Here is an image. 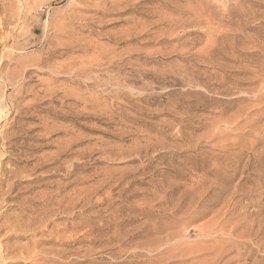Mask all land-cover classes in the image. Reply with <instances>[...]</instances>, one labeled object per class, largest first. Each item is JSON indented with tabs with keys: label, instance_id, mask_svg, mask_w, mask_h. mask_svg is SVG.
<instances>
[{
	"label": "rangeland",
	"instance_id": "1",
	"mask_svg": "<svg viewBox=\"0 0 264 264\" xmlns=\"http://www.w3.org/2000/svg\"><path fill=\"white\" fill-rule=\"evenodd\" d=\"M175 2L0 0V264H264V0Z\"/></svg>",
	"mask_w": 264,
	"mask_h": 264
},
{
	"label": "bare ground",
	"instance_id": "2",
	"mask_svg": "<svg viewBox=\"0 0 264 264\" xmlns=\"http://www.w3.org/2000/svg\"><path fill=\"white\" fill-rule=\"evenodd\" d=\"M176 0H172V2H175ZM176 3V2H175ZM173 22H174V24H175V18H173ZM163 25V24H162ZM241 26V25H240ZM249 29V28H248ZM164 32V31H163ZM216 39V38H215ZM253 39H255V38H253ZM252 39V40H253ZM240 41H242V40H240ZM254 41V40H253ZM257 41V40H256ZM245 42V41H244ZM247 44V43H246ZM249 44V43H248ZM247 44V45H248ZM73 45V44H72ZM240 45H242V43H240ZM243 45H244V43H243ZM264 63V62H263ZM261 65H262V63H261ZM264 66V65H263ZM259 71V70H258ZM255 73V72H254ZM243 83V82H242ZM235 94V93H234ZM1 97V96H0ZM2 98V97H1ZM221 105V104H220ZM222 107V106H221ZM222 111V110H221ZM104 182V181H103ZM100 185V184H99ZM214 188V187H213ZM91 192V191H90ZM101 200V199H100ZM231 200V199H230ZM229 200V201H230ZM102 201V200H101ZM101 203V202H100ZM102 204V203H101ZM234 212V211H233ZM38 215V214H37ZM36 218V217H35ZM236 225H237V223H236ZM239 225V224H238ZM43 226V225H42ZM228 228H227V226H224L223 227V229H221L220 230V232L223 234V235H226V230H227ZM233 230H235V229H233ZM256 237L257 238H260L261 240H262V242H261V245H260V248H262V247H264V220H262L261 222H259V230H257L256 231ZM243 236V235H242ZM217 238V237H216ZM239 244L237 243V242H235L234 241V243H232V246H233V248L234 247H236V246H238ZM210 246V245H209ZM239 247V246H238ZM223 258V257H222ZM207 261V260H206Z\"/></svg>",
	"mask_w": 264,
	"mask_h": 264
}]
</instances>
